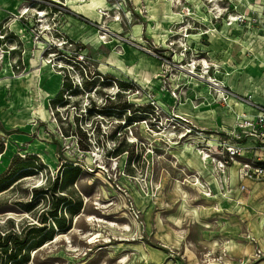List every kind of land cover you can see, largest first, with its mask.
Masks as SVG:
<instances>
[{
	"label": "rangeland",
	"instance_id": "374dc122",
	"mask_svg": "<svg viewBox=\"0 0 264 264\" xmlns=\"http://www.w3.org/2000/svg\"><path fill=\"white\" fill-rule=\"evenodd\" d=\"M15 1L0 0V264L264 261V182H246L247 189L239 192L232 172L224 186L229 190L226 197L217 194L223 198L221 203L220 198L218 203L205 197L197 186L184 182L203 169L196 162L198 157H182L181 146L176 147L178 153H169V146L158 139L167 137L170 126L163 123L160 128L166 130L150 133L152 136L135 130L133 136L144 144L136 141L137 170L125 169L123 174L128 176L121 175L114 163L119 166L125 154L110 159L108 150L130 152L135 146L110 135L111 123L103 126L108 134L105 140L91 135L88 153L78 152L75 139L60 137L57 126H62L55 122L50 108V100L61 88L55 64H60L62 51L73 54L80 47L91 70L105 73L108 68L104 67L111 65L110 55L113 58L112 48L122 50L113 62L125 58L132 65L136 62L132 48L142 53L135 44L146 41L170 60L166 67L150 61L152 57L146 63L154 64L150 69L155 73L145 88L153 90L164 111L171 108L163 101L172 89L182 103L197 95L215 96L212 85L205 81L208 77L224 85L229 106L222 103L220 107L255 110L250 103L264 106V0H99L93 11L69 0H20L28 11L20 15L17 29L11 25ZM40 14L45 15L44 21ZM63 39L68 42L60 45ZM203 59L208 62L205 73ZM190 61L196 65L193 74L180 68ZM41 62L55 70V78L51 75L40 81ZM129 68L121 69L123 79L134 82V69ZM106 83L98 80L85 87L87 95L96 99L93 87L99 91ZM66 89L64 85L63 92ZM105 90L111 94L116 89L106 86ZM85 103L86 94L79 91L59 110L65 115L75 104V111L80 112ZM171 105L176 109L177 100ZM89 124L83 127L88 129ZM63 128L68 135V125ZM133 136L128 135L129 140H135ZM153 140L156 150L149 153L146 148ZM175 153L180 157V161L175 157L177 165ZM73 160L82 167L68 169ZM204 166L208 172L203 171L201 179L209 182L214 177L211 165ZM26 176L31 178L23 180ZM22 239L27 244L14 246ZM258 249L261 254L256 256Z\"/></svg>",
	"mask_w": 264,
	"mask_h": 264
},
{
	"label": "built area",
	"instance_id": "2783aa9c",
	"mask_svg": "<svg viewBox=\"0 0 264 264\" xmlns=\"http://www.w3.org/2000/svg\"><path fill=\"white\" fill-rule=\"evenodd\" d=\"M67 42L68 39H65L60 45L66 44ZM69 43L71 44L73 42ZM169 45L172 46L173 42L169 41ZM135 46L143 54L157 60L160 67H166L170 63V60L167 59L165 54L157 51L156 47L148 45L147 41L146 44H135ZM181 50L183 53L187 51L184 46H181ZM171 52L174 53V49ZM61 54L60 64H55L56 69H58V74L62 78L61 88L59 90L60 98L57 101H54V99L50 100L52 104H50L51 115L54 117L55 122L62 126V128L57 126L60 137L63 139L67 137L75 139L74 143L78 152L88 153L90 150L91 135L99 141V137L105 140L104 138L108 134L103 129V126L105 122L108 124L111 123L110 135L120 137L125 143L135 146V149H132L130 152L127 149L120 150L114 147L108 150L107 157L110 159L125 154L124 161L119 166L118 162L114 163V169L117 167L120 168L119 171L121 173L119 174L124 175L123 171L125 169L127 171H132V169L137 170L139 158L135 156L138 155L136 141L144 146L142 140H137L133 136L135 130H140L146 133V135H151L150 133L156 134L158 133L157 131H162L163 127L161 129L160 126L165 124L170 126L167 131L166 140L161 138L164 135L158 137V139L163 141L165 145H168L169 149H173H168L169 153L177 149L176 147L181 146V149L188 148L191 152L196 153L202 160L203 165L207 163L211 165L212 174L214 175L212 180L215 183L217 180L221 184V191L217 189V193H215L210 183L201 179V173L198 171L190 175L193 180H184V182L190 183L192 186H196L199 180L201 194L205 197L212 198L217 194L224 198L226 197V193L229 190L226 191L224 188L221 177L224 173L230 178L229 168L236 161L239 163L236 169V179L239 183L237 190L239 192L247 189L246 182H264V107L250 103L256 110L255 114H250L243 106L241 111L234 112L232 125L207 131L205 128L194 123L189 115L178 112L172 106L170 110L164 111L151 88L148 89L145 86H140L137 81L133 82L132 80L120 79L96 69L91 70L89 62L87 61L88 59L80 47L73 54L64 51ZM191 61L186 63V65H180V68L189 74H193V71L196 69V65L194 62L191 63ZM165 71L162 69V72ZM212 79V83L214 84H211V82L209 84L213 86L210 85L216 95L210 97L209 101H206L205 98L194 96L190 100V105L193 109L198 108L202 104L208 106L225 103L227 107L229 106L227 101L228 97H224V91L222 89L224 85L216 79ZM98 80L101 83L107 82V85L104 86L103 84L99 91L93 87L94 92H97L96 99H94L92 96L87 95L88 90L86 91L85 87L94 85V82L96 83ZM165 84L163 81V86ZM64 85L67 86V89L63 92L62 87ZM106 86H109V88L114 87L116 89L115 92L111 94L106 92ZM79 91L86 94L87 103L81 106L83 109L80 112L75 111L76 105L73 104L70 106V112H65V115H63L59 109L68 106L71 97H76ZM67 92H70L68 94L69 96L64 99V95ZM169 94L171 98L177 100L178 104L182 102L181 97L175 93V89H172ZM229 108L231 109V107ZM94 120L96 122L93 124ZM89 122L88 131L83 125L87 126ZM92 124L94 126L91 127ZM65 125H68L70 129L68 135H66V131L63 128ZM128 135L133 136L135 140H129ZM248 140L252 141V143L246 144ZM94 144L99 146V142L97 141ZM153 144L154 140L146 148L147 152L153 153V150H156ZM172 156L176 160L175 156ZM239 159H242V161ZM70 163L72 166L82 167L77 161L73 160ZM124 176H128V173ZM132 179L135 180V177L133 176ZM260 254L261 251L258 249L256 256Z\"/></svg>",
	"mask_w": 264,
	"mask_h": 264
},
{
	"label": "crops",
	"instance_id": "0c3cea01",
	"mask_svg": "<svg viewBox=\"0 0 264 264\" xmlns=\"http://www.w3.org/2000/svg\"><path fill=\"white\" fill-rule=\"evenodd\" d=\"M131 55L136 60V62L132 65H128V62L125 58L124 59L121 58L122 60L120 62H113L111 55H110V58L108 60H110L111 65H110V67H104V68H108V70H106L105 73L107 75L115 76V77H118L120 79H123L124 73H122L121 69H123V66L127 65V66H130L129 69H131V70L134 69L133 74L136 77L135 79L141 86H145L147 83L150 84L152 82L151 80H154L153 77H154V73H155L153 68L150 69V66L154 67V64L153 63H152V65L148 64V66H147L146 63H147V59L151 58V57L146 56L143 53L137 52L133 48L131 50ZM142 57H144V58H142ZM141 60H142V62L140 64ZM150 61H156L157 62V60H155L154 58H151ZM144 71L146 72L145 74L148 75L147 77H145V75L143 74ZM153 83L157 84L155 81ZM197 96H199V95H197ZM165 97L166 98H164L165 100L163 102H165L169 107H171L172 106L171 104L173 102V98H171L169 95H166ZM191 99L192 98H187V99H185V102L179 103L178 106L176 107V110L180 113H184V114L189 115L191 117V119H193L195 121V123L198 124L200 127H205V126H210L213 128L228 127V126L232 125V123L234 121V112L235 111H241V106L240 107L238 106L236 109L235 108L234 109H232V108L226 109V108L220 107L218 104H212V105H208V106L202 104L198 108L193 109L192 106L190 105ZM205 100L209 101L210 98H205ZM247 111L249 113H252V111H256V110H248L247 109ZM249 143H252V141H249V140L246 141V144H249ZM188 151H190V150H187V148H184L182 150V152H183L182 157H184L185 154L190 153L192 156H194L196 158V156L194 154H192V152H188ZM175 152L178 153V149H175ZM196 162H197V160H196ZM198 164L201 166L200 168H203L200 172L201 174L203 173V171H205L206 173L208 172L206 169V166H204L201 163H198ZM238 164L239 163L236 161V162L232 163L230 168H229L231 176L233 174H234L233 176H235L234 179L236 178V169H237ZM198 168H199V166H198ZM232 172H233V174H232ZM209 183H210L212 188L214 187L213 188L214 192L217 193V188H216L215 182L212 180V178L210 179ZM217 198H220L219 200L221 203L223 198H221L218 195L212 197L211 199L217 201L218 200ZM257 264H264V261L259 262Z\"/></svg>",
	"mask_w": 264,
	"mask_h": 264
},
{
	"label": "bare ground",
	"instance_id": "6f19581e",
	"mask_svg": "<svg viewBox=\"0 0 264 264\" xmlns=\"http://www.w3.org/2000/svg\"><path fill=\"white\" fill-rule=\"evenodd\" d=\"M4 2H7V1H4ZM21 1L20 0H16L15 1V3L13 4L14 6V8L16 9L15 10V14H13V18H12V21H11V25H14V27L17 29V27L16 26H19V24L21 23V21H20V15L23 13V14H25L28 10L26 9L27 7L26 6H22V4L20 3ZM211 2H213V0L211 1ZM68 3H70V4H77L80 8H82V9H85V10H91V11H93V10H96V8H97V5L100 3V1L99 0H69L68 1ZM12 5V4H11ZM101 5V4H100ZM102 8V7H101ZM77 9V8H76ZM84 10V11H85ZM98 11V10H97ZM7 12H10V11H7ZM42 12V11H41ZM74 12V11H73ZM79 13V12H78ZM85 13H86V11H85ZM88 13V12H87ZM90 13V12H89ZM3 14V13H2ZM7 13H5L4 15H6ZM90 14H92L93 15V13H90ZM90 14H89V16H90ZM222 13L220 12L219 13V15H221ZM219 15L217 16V17H219ZM44 14H40V20H43L44 21ZM83 16V15H82ZM85 16V15H84ZM88 16V15H87ZM91 18H92V16H90ZM90 20V19H89ZM178 20V19H177ZM233 20H235V19H233ZM96 21V20H95ZM102 21V20H101ZM20 22V23H19ZM103 23V22H102ZM100 25V24H99ZM12 27V26H11ZM13 27V29H15ZM48 28V27H47ZM18 31V30H17ZM25 31V30H24ZM107 33V32H106ZM97 34V33H96ZM100 34V33H99ZM99 38H101L100 36H98ZM191 37V36H190ZM103 38L105 39V35L103 36ZM193 38V37H192ZM196 38V37H195ZM30 43H31V41H30ZM29 43V44H30ZM41 43V42H40ZM125 46V45H124ZM124 49H126V47L124 48ZM122 54V50L121 51H117L115 48H112V59L114 60V61H117L118 60V56H120ZM3 57H2V51H0V60L2 59ZM130 58V57H129ZM129 61V60H128ZM46 62H48V61H46ZM46 62H41L42 63V65H43V67H44V72L42 73V74H40L39 76H40V81H43L44 79V77H46V76H51L53 73H55V70H53V69H49L48 67H47V65H46ZM202 69H203V71H202V73H205L206 71H207V68H208V62L207 61H205L204 59L202 60ZM42 70V69H41ZM52 77H53V75H52ZM52 77H50V78H52ZM200 77H203L202 75H199V78ZM53 78H55V76L53 77ZM46 79V78H45ZM57 79V78H56ZM55 80V79H54ZM53 80V81H54ZM193 80V79H192ZM48 81H52V80H48ZM56 81V80H55ZM205 81H208V83H210L211 82V84H214V83H212V79L210 78V77H208V78H205ZM57 83H59V82H56V86H57ZM192 83V82H191ZM190 83V84H191ZM198 83V82H197ZM53 84V83H52ZM200 84V83H199ZM201 84H203V83H201ZM59 85V84H58ZM58 87V86H57ZM206 87H208V85L206 86ZM209 88V87H208ZM245 98H250V97H248V96H245ZM255 105H257V106H261L260 104H255ZM261 107H264V106H261ZM156 140V139H155ZM187 150H189L188 148H187ZM180 152V151H179ZM188 152H191V151H188ZM192 154H194L196 157L198 156L196 153H194V152H192ZM189 155H190V153H189ZM187 156H188V153H187ZM160 157V156H159ZM175 157L176 158H178V160H179V155L177 154V153H175ZM162 158V157H161ZM188 158V157H187ZM183 159V158H182ZM176 161V160H175ZM180 161V160H179ZM197 162L198 163H201V164H203V162H202V160L198 157L197 158ZM100 163V162H99ZM179 162L178 161H176V165L178 164ZM177 167V166H176ZM190 167V166H189ZM207 169V168H206ZM212 176V175H211ZM31 178V176H26V177H24L23 178V180H27V179H30ZM222 182L224 183V186L225 187H227L228 186V176L226 175V174H222ZM215 182V181H214ZM197 185L196 186H198L197 187V189L198 190H201V185H200V181L198 180L197 181V183H196ZM215 185H216V187L221 191L222 190V187H221V184L216 180V183H215ZM192 186V185H191ZM230 187V186H229ZM214 188V187H213ZM154 189V188H153ZM221 194H222V192H220ZM152 196V195H151ZM149 197V196H148ZM137 198V197H136ZM87 199V198H86ZM139 200H141L142 202H143V197H141V199H139ZM139 200H138V202H139ZM86 201V200H85ZM135 202L136 203H138L137 202V200L135 199ZM185 203V202H184ZM139 204V203H138ZM141 204V203H140ZM102 207H103V205H102ZM90 220L92 219V218H89ZM99 221H102V222H105V223H107V225H111V226H114V225H116L115 223H113L112 221L111 222H109V220L108 221H103V220H99Z\"/></svg>",
	"mask_w": 264,
	"mask_h": 264
},
{
	"label": "trees",
	"instance_id": "16d2710c",
	"mask_svg": "<svg viewBox=\"0 0 264 264\" xmlns=\"http://www.w3.org/2000/svg\"><path fill=\"white\" fill-rule=\"evenodd\" d=\"M60 98V93H58L57 95H56V97L54 98V101H57L58 99ZM68 165H69V168L68 169H79L78 168V166H72V164L69 162L68 163ZM37 188H35V190H36ZM40 189H42V187L40 188ZM44 189V188H43ZM52 216H55V214L54 213H52L51 214ZM59 227H61V226H59ZM25 244H27V240L26 239H22L20 242H14V246H18V247H23Z\"/></svg>",
	"mask_w": 264,
	"mask_h": 264
}]
</instances>
